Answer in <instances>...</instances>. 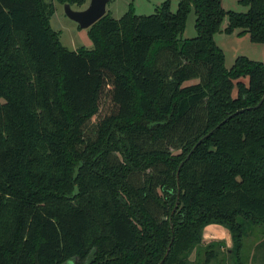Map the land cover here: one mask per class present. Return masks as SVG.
<instances>
[{"label": "trees", "instance_id": "trees-1", "mask_svg": "<svg viewBox=\"0 0 264 264\" xmlns=\"http://www.w3.org/2000/svg\"><path fill=\"white\" fill-rule=\"evenodd\" d=\"M238 2H130L70 49L51 0H0V264H157L168 246L161 264H227L204 225L227 226L233 258L243 221L264 232V61L227 67L214 39L264 43V0Z\"/></svg>", "mask_w": 264, "mask_h": 264}, {"label": "rangeland", "instance_id": "rangeland-1", "mask_svg": "<svg viewBox=\"0 0 264 264\" xmlns=\"http://www.w3.org/2000/svg\"><path fill=\"white\" fill-rule=\"evenodd\" d=\"M54 10L49 18L50 26L58 30L59 40L67 48L73 49L79 45L91 47L92 41L88 35V27H79L77 23L69 18L63 10L62 3L51 0ZM88 1V0H87ZM86 3L83 4L86 5ZM163 0H110L107 2L106 11L112 16L119 17L128 8L130 2H133L135 12L138 14H149L155 11L156 6ZM224 8L245 11L247 6L238 2V0H221ZM72 7H74L72 5ZM171 10H175L177 7V0H170ZM194 9L191 8L187 15L186 23L182 37H192L196 35V29L194 26L195 19ZM228 18L224 17L221 28L227 24ZM237 28L232 33H226L224 31H218L214 35L216 43L223 49L225 53V65L231 66L234 58L239 54H245L250 58L264 61V43L252 42L249 39L248 34H239ZM246 79V77H242ZM196 79H191L194 81ZM235 93V89H233ZM203 240L205 245L211 240H221L220 251L216 257L217 261H224L227 264H264V232L263 227L260 224H252L248 221H243V247L238 255L229 254L230 247L232 245L229 229L222 223L210 222L204 225L202 229ZM204 256L201 255L202 260ZM196 257L194 252L190 255L192 264L195 262ZM235 260V261H234ZM213 258L209 263L201 262L200 264H212Z\"/></svg>", "mask_w": 264, "mask_h": 264}, {"label": "water", "instance_id": "water-1", "mask_svg": "<svg viewBox=\"0 0 264 264\" xmlns=\"http://www.w3.org/2000/svg\"><path fill=\"white\" fill-rule=\"evenodd\" d=\"M107 2H108V0H88L86 5L79 7V8H74L71 5H69L68 2H63L62 6H63L64 13L69 18L74 20L79 27H89L95 20H97L99 17H101L106 12ZM263 99H264V93L261 96V98L259 99V101L254 106H258L262 102ZM241 110H243V108H239V109L233 111L231 114H234V113L241 111ZM223 120H225V119H223ZM201 139H202V137L197 140V142L193 145L191 150H193V148L198 144V142ZM188 156H189V153L186 155L185 158H187ZM181 164H182V162L180 163V165ZM180 165H179V167H180ZM179 167L177 169V177H178ZM177 204H178V201L176 200L172 211L177 207ZM168 249H169V246L167 247L163 257L161 258V260L157 264L162 263L165 255L168 252Z\"/></svg>", "mask_w": 264, "mask_h": 264}, {"label": "crops", "instance_id": "crops-1", "mask_svg": "<svg viewBox=\"0 0 264 264\" xmlns=\"http://www.w3.org/2000/svg\"><path fill=\"white\" fill-rule=\"evenodd\" d=\"M237 29V28H236ZM236 29H234L232 32H234ZM232 32H230V33H232ZM215 35V34H214Z\"/></svg>", "mask_w": 264, "mask_h": 264}]
</instances>
